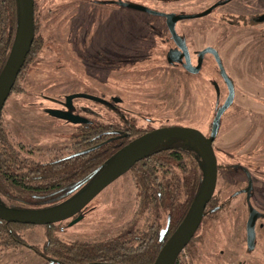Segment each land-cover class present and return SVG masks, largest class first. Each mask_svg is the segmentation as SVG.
<instances>
[{"label": "flooded vegetation", "instance_id": "flooded-vegetation-1", "mask_svg": "<svg viewBox=\"0 0 264 264\" xmlns=\"http://www.w3.org/2000/svg\"><path fill=\"white\" fill-rule=\"evenodd\" d=\"M184 1L191 0H34L32 55L45 49L48 58L69 64H63L64 85L59 81L63 90L56 89V79L39 90L28 85L22 90L32 100L20 107L35 106L39 118L57 120L65 129L58 135L66 139L28 141L34 126L25 122V109L18 117L24 126L12 135L2 113L19 73L0 114V203L59 204L84 190L133 139L191 127L210 140L217 176L200 223L174 264H264V0ZM205 75L206 113L196 115L199 125L184 124L181 81ZM204 174L200 146L168 138L81 210L42 225L41 247L25 242L18 230L37 224L0 218V264H21L24 248L44 264H154ZM96 199L110 204L115 221L97 238L69 237L66 229L85 221Z\"/></svg>", "mask_w": 264, "mask_h": 264}, {"label": "water", "instance_id": "water-1", "mask_svg": "<svg viewBox=\"0 0 264 264\" xmlns=\"http://www.w3.org/2000/svg\"><path fill=\"white\" fill-rule=\"evenodd\" d=\"M33 39L34 0H17L14 38L8 57L0 70V114L30 52ZM171 137L183 138L199 145L205 160V174L200 192L185 218L154 261V264H174L179 252L200 223L206 203L214 191L217 176L216 158L210 140L191 127H167L143 134L123 147L105 169L73 198L44 208H17L0 203V218L10 222L37 225H46L68 218L81 210L98 192L127 171L137 160L145 157L153 148Z\"/></svg>", "mask_w": 264, "mask_h": 264}, {"label": "rangeland", "instance_id": "rangeland-1", "mask_svg": "<svg viewBox=\"0 0 264 264\" xmlns=\"http://www.w3.org/2000/svg\"><path fill=\"white\" fill-rule=\"evenodd\" d=\"M197 3L196 0L191 1H184V4H190L193 5ZM168 4V3H167ZM127 21L130 18H125ZM203 41V39L199 40ZM104 45H110L107 43H104ZM35 51V49L33 48ZM30 53V56L28 57V61L26 62V65H24V68L22 69L14 90V93L11 94V96L8 98L4 111L2 113V118L4 119V122L6 123L8 129H10L12 133V129H16L15 127L17 125L23 127L24 125L21 124L18 119L21 115H26L27 113L21 112L20 109H25L28 114L26 117H24L25 122L29 123L30 125H33L32 131H29L28 141H33L35 143H41L46 144L47 141L53 138L54 141L64 142L66 137L62 134L65 132L64 127H62L57 120H51L48 121L46 118H39L41 114L37 111L35 106H23V108L20 107V102L25 100H32V96L24 97L25 90L24 87L29 85V88L31 89H37L39 90L41 88V85H48L49 82H51V79H56V82L58 83L56 89H64L59 87V81L62 82V85H64L65 80V74L66 70L64 69L63 64H69L68 60H59V59H53L48 58V50L42 49L40 54H34ZM61 66V71L59 72V68ZM63 66V67H62ZM76 70L77 68L75 66H70V69ZM72 72V71H71ZM71 72H69L71 74ZM79 74V72H78ZM107 79L108 83H112L113 80L110 78H106L105 75H100ZM111 76V74H110ZM76 77H80L79 75ZM207 75L200 77V79L195 80L194 78H184L181 82L185 85L183 87L182 91L180 92V99L183 103L182 109H180L182 114V120L184 124L189 125H199V123L196 120V115L200 112H203L204 115L206 113L207 107L201 105V101L206 100V98L202 97L204 94H208V82H207ZM123 80L120 81L121 86L124 83H128V79L130 78V75L126 76H120ZM126 81V82H125ZM42 86V87H43ZM113 91L112 87H110ZM206 89V90H205ZM201 92V94H200ZM201 95V96H200ZM184 97V100L182 98ZM202 99V100H201ZM24 100V101H25ZM165 115V114H164ZM171 116V115H170ZM4 123V124H5ZM48 123H51V125L54 123L53 130L47 131L44 128H41L43 126H46ZM70 127V126H69ZM204 127V126H202ZM13 135V133H12ZM56 136V137H54ZM129 186L130 184H126ZM12 193H15L17 190L14 188L10 189ZM100 202H105L103 200L97 201L94 200L90 205L91 213L87 215L85 221L82 223L80 222L78 225H75L71 228H67L65 233L69 237H78L83 239H94L97 238V236L101 232H106L110 227L108 223L110 221H115V212L114 210L109 209L110 204H104ZM144 215L141 214L139 217H143ZM141 218V219H142ZM142 219V221H143ZM117 224H121L122 220L117 219ZM140 226L143 228V222L140 223ZM18 228V227H17ZM18 230L20 231V235L23 238V240L27 243H31L33 245H36L38 247H41L44 243H46V232L47 229L45 226L37 225V226H22L19 227ZM59 232V231H58ZM55 237L64 238V235L60 232L57 233V231L54 232ZM19 261L21 264H44V260L41 258H37L35 255H33L31 252H29L27 249H22L19 253Z\"/></svg>", "mask_w": 264, "mask_h": 264}, {"label": "trees", "instance_id": "trees-1", "mask_svg": "<svg viewBox=\"0 0 264 264\" xmlns=\"http://www.w3.org/2000/svg\"><path fill=\"white\" fill-rule=\"evenodd\" d=\"M16 21L17 0H0V70L8 57L13 42ZM33 45L34 44H32L27 58L30 56V53L34 48ZM8 234L10 238V232H8L7 235ZM154 255L155 253L152 256L154 257Z\"/></svg>", "mask_w": 264, "mask_h": 264}]
</instances>
